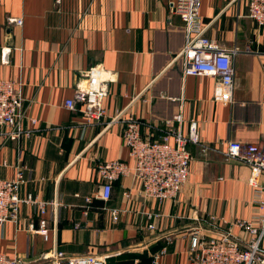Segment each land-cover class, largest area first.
<instances>
[{
  "label": "crops",
  "instance_id": "obj_1",
  "mask_svg": "<svg viewBox=\"0 0 264 264\" xmlns=\"http://www.w3.org/2000/svg\"><path fill=\"white\" fill-rule=\"evenodd\" d=\"M170 1L0 0V79L22 83L21 126L34 131L11 141L0 134V178H12L20 165V196L59 202L55 217L49 208L42 215L44 237L26 230L41 216L35 207L19 204L16 221L0 223V253L24 264H51L41 258L51 249L103 256L105 264H187L193 231L212 237L229 227L243 241L234 221L264 213L248 185L254 171L223 155L227 139L264 137V27L247 17L246 0H200L205 36L236 49L231 101H214L212 77L181 73L182 22ZM16 18L19 25L10 22ZM90 66L109 75L106 116L92 124L79 103L63 105ZM180 99L182 129L195 121L199 142L187 145V181L176 199L142 200L130 174L112 181L107 201L94 198L98 162L132 164L121 126L110 118L126 107L143 123L141 134L158 139L148 123L171 118ZM256 176L262 182V173ZM110 209L119 210L115 221Z\"/></svg>",
  "mask_w": 264,
  "mask_h": 264
},
{
  "label": "built area",
  "instance_id": "obj_2",
  "mask_svg": "<svg viewBox=\"0 0 264 264\" xmlns=\"http://www.w3.org/2000/svg\"><path fill=\"white\" fill-rule=\"evenodd\" d=\"M58 2L59 0H55ZM200 0H172L169 10L182 22L183 43L177 53L181 64L182 75H203L214 79L212 99L230 102L233 84V55L236 49L225 48L214 39L205 36V25L199 16ZM246 15L257 26L264 27V0H246ZM19 25V18L10 19ZM109 75L99 66L87 68L84 77L78 79L73 87L72 96L64 99L63 105L73 109L76 103L82 106L81 113L89 124L105 118L103 99L106 96V83ZM22 83L10 79H0V134L4 140L28 138L34 132L23 128L24 118ZM124 108L110 118L120 124V138L127 148L132 160L130 166L123 161L112 159L96 164V173L101 182L93 197L107 201L110 197L112 181L120 176L130 174L136 182L135 195L142 200L162 203L176 199L181 187L187 181L190 154L188 144H198L199 135L196 122L189 120L182 129V101L180 99L176 112L169 119L160 120L157 124L148 123V129L160 132L158 139H151L149 134L140 132L142 122L132 111ZM30 124L36 120L28 119ZM149 129V130H150ZM223 155L238 160L254 171L248 180L253 200L260 209H264V137L255 142H242L227 139L224 142ZM22 166L16 165L13 177L0 178V223L17 219L19 204L35 207L41 215L37 223L29 221L26 230L29 233L46 236L48 232L46 219L42 217L46 209L56 215L59 205L56 197L41 200L27 193L20 196L23 183ZM262 173L260 182L256 174ZM129 197L128 192L122 193ZM90 198L84 199L89 202ZM118 209H110L112 221L118 217ZM146 218L153 219L158 214L146 213ZM54 220V219H53ZM234 224L245 232L243 241L232 234L230 228L216 236L205 237L198 231L189 236V255L187 264H264V213L255 214L249 219L235 220ZM152 228V223L147 225ZM41 258L51 259V264H105V258L97 255H66L54 249L41 254ZM0 264H24L14 255L7 257L0 253Z\"/></svg>",
  "mask_w": 264,
  "mask_h": 264
}]
</instances>
